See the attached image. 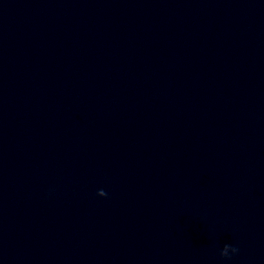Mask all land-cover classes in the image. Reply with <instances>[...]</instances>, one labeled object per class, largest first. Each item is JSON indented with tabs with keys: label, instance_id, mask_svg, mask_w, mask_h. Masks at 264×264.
I'll use <instances>...</instances> for the list:
<instances>
[{
	"label": "clouds",
	"instance_id": "clouds-1",
	"mask_svg": "<svg viewBox=\"0 0 264 264\" xmlns=\"http://www.w3.org/2000/svg\"><path fill=\"white\" fill-rule=\"evenodd\" d=\"M98 195L101 196V197H103V196H106V193L103 190H100L98 192ZM229 249L231 250L232 253L238 252V249L237 248L231 247L230 245H225L224 248H223V250L220 253L221 256L222 257H228L229 256V252H228Z\"/></svg>",
	"mask_w": 264,
	"mask_h": 264
}]
</instances>
